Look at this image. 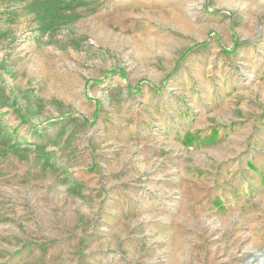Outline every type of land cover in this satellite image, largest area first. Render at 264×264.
<instances>
[{"label":"rangeland","instance_id":"374dc122","mask_svg":"<svg viewBox=\"0 0 264 264\" xmlns=\"http://www.w3.org/2000/svg\"><path fill=\"white\" fill-rule=\"evenodd\" d=\"M0 264H264V0H0Z\"/></svg>","mask_w":264,"mask_h":264}]
</instances>
